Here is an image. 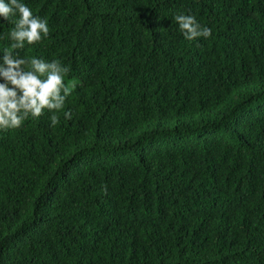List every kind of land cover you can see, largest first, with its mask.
Listing matches in <instances>:
<instances>
[{
	"label": "trees",
	"instance_id": "16d2710c",
	"mask_svg": "<svg viewBox=\"0 0 264 264\" xmlns=\"http://www.w3.org/2000/svg\"><path fill=\"white\" fill-rule=\"evenodd\" d=\"M24 2L75 87L0 131V264H264V0Z\"/></svg>",
	"mask_w": 264,
	"mask_h": 264
},
{
	"label": "clouds",
	"instance_id": "9594fccd",
	"mask_svg": "<svg viewBox=\"0 0 264 264\" xmlns=\"http://www.w3.org/2000/svg\"><path fill=\"white\" fill-rule=\"evenodd\" d=\"M0 19L12 25L6 37L9 45L0 48V131L18 129L25 120L39 118L45 110L51 113V125H57L58 113L75 87L64 82L68 67L59 60L46 61L35 56L26 59L14 51L48 37V21L34 15L24 0H0ZM174 21L187 41L212 35L211 29L202 26L193 15L176 14ZM63 114L71 119L70 111Z\"/></svg>",
	"mask_w": 264,
	"mask_h": 264
}]
</instances>
